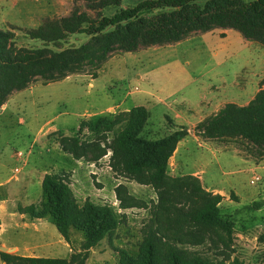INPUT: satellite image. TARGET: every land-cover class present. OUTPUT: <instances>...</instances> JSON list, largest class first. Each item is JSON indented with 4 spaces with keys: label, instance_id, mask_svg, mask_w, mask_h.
I'll use <instances>...</instances> for the list:
<instances>
[{
    "label": "rangeland",
    "instance_id": "374dc122",
    "mask_svg": "<svg viewBox=\"0 0 264 264\" xmlns=\"http://www.w3.org/2000/svg\"><path fill=\"white\" fill-rule=\"evenodd\" d=\"M93 1L98 2L0 0V28L15 33L17 46L43 47L42 41L29 38L25 30L38 27L47 18L69 15L75 8L96 17L99 9L89 6ZM139 1L119 0L101 13L113 15ZM245 1L249 0L195 1L179 8L146 11L139 18L198 16ZM89 37L87 33L71 34L47 47L55 51L77 47ZM261 89L264 45L245 38L237 29L217 27L174 43L136 51L115 50L98 68L87 66L81 73L48 83L38 78L14 91L0 106V247L7 248H0V252L67 259L85 252L82 231L71 228L68 241L49 215L34 218L18 211L19 205L40 207L42 179L51 173L69 181L80 206L87 199L107 203L126 216L114 233L88 250L86 264H119L116 247L138 254L150 209L119 208L115 187L125 185L149 205L157 200L155 190L114 172L109 165L111 151L91 162L74 158L59 141L61 135L97 140L98 133L83 122L101 116L112 119L145 104L150 112L141 135L158 139L178 129L191 133L184 137L187 148L178 156L180 171H202V178L197 177L205 189L223 196L221 214L234 222L232 257L237 256L244 264H264V241L259 238L264 231V148L241 136L209 138L198 129L200 122L225 104L246 105ZM176 111L188 116L190 123L176 117ZM124 124L107 132L108 140ZM173 162L169 160V173L180 175L172 172ZM207 248L194 249L216 257ZM0 264H7L1 255Z\"/></svg>",
    "mask_w": 264,
    "mask_h": 264
},
{
    "label": "trees",
    "instance_id": "16d2710c",
    "mask_svg": "<svg viewBox=\"0 0 264 264\" xmlns=\"http://www.w3.org/2000/svg\"><path fill=\"white\" fill-rule=\"evenodd\" d=\"M206 0H141L113 15L101 10L119 4V0H98L89 4L97 11L92 17L75 8L69 15L47 18L25 34L42 41L43 47L17 46L15 33L0 28V106L17 90L28 87L40 78L48 83L81 73L85 67L98 68L115 50L136 51L141 47L178 42L199 32L214 28H234L245 38L264 45V0H249L232 7L198 16L176 15L167 19L142 20L139 15L154 9L179 8ZM87 33L89 39L77 47L55 51L47 45L59 43L69 35ZM149 117L145 107L137 106L114 118L98 117L83 122L98 133L97 140L78 135H61L60 145L76 159L99 161L111 151V169L142 185L151 186L157 200L149 205L132 195L123 184L115 187L119 208H149V221L143 226L138 254L124 248L118 251L119 264H244L232 257L234 222L221 214L223 196L205 189L192 174L173 176L169 160L178 142L188 133L178 129L158 139L141 135ZM122 129L108 140L106 133L117 124ZM81 125V127H82ZM201 134L209 138L241 136L264 148V89L246 105L227 103L219 111L198 124ZM42 200L19 205L18 211L34 218L50 216L59 233L69 241L71 228L84 233V253L71 259L64 257H26L0 252L7 264H86L87 252L126 220L114 206L86 200L79 205L69 181L62 175L46 173L42 179ZM1 224V220H0ZM264 241V231L259 236ZM206 246L216 257L194 249Z\"/></svg>",
    "mask_w": 264,
    "mask_h": 264
},
{
    "label": "crops",
    "instance_id": "0c3cea01",
    "mask_svg": "<svg viewBox=\"0 0 264 264\" xmlns=\"http://www.w3.org/2000/svg\"><path fill=\"white\" fill-rule=\"evenodd\" d=\"M143 106H145V107L148 109V111H149V108H148L147 105L143 104ZM149 112H150V111H149ZM175 116L178 117L179 119H181V120H182L184 123H186V124H189V123H190V119L188 118V116H186V115H184V114H180V113H178V112L176 111ZM188 131H190V128H189ZM189 134H191V133L188 132L187 135H189ZM187 135H186V136H187ZM186 148H187V145L185 144V142H184V138H183L182 140H180V141L178 142L177 148H176L174 154H173L172 157H171V159H173V161H174L173 163H175V167L172 168V172H174V173L177 172V173H179L180 175L193 174V175L198 176L199 178H202V175H201L202 171H199V170L190 171V172H182V171H180V159L178 158V156H179V153H180L183 149H186ZM171 159H170V160H171ZM28 205H29V204H28ZM23 206H25V205H23ZM1 221H2V218H1ZM1 226H2V224H1Z\"/></svg>",
    "mask_w": 264,
    "mask_h": 264
},
{
    "label": "built area",
    "instance_id": "2783aa9c",
    "mask_svg": "<svg viewBox=\"0 0 264 264\" xmlns=\"http://www.w3.org/2000/svg\"><path fill=\"white\" fill-rule=\"evenodd\" d=\"M19 155H22V153L20 152V153H19ZM255 179H256V180H258V179H259V177H258V176H256V177H255ZM255 179H254V180H255Z\"/></svg>",
    "mask_w": 264,
    "mask_h": 264
},
{
    "label": "water",
    "instance_id": "95a60500",
    "mask_svg": "<svg viewBox=\"0 0 264 264\" xmlns=\"http://www.w3.org/2000/svg\"><path fill=\"white\" fill-rule=\"evenodd\" d=\"M1 249H3V250H7V248H4V247H0Z\"/></svg>",
    "mask_w": 264,
    "mask_h": 264
}]
</instances>
